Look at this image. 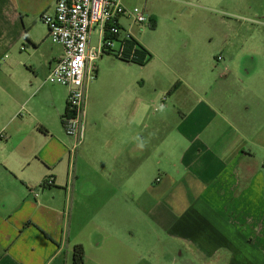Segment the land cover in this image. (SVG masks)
Returning a JSON list of instances; mask_svg holds the SVG:
<instances>
[{
  "label": "crops",
  "instance_id": "1",
  "mask_svg": "<svg viewBox=\"0 0 264 264\" xmlns=\"http://www.w3.org/2000/svg\"><path fill=\"white\" fill-rule=\"evenodd\" d=\"M170 1L196 13L171 27L175 20L160 15L169 4L123 5L141 4L151 16L143 25L155 33L164 22L169 34L183 27L187 52L205 59L209 14L235 17L243 0ZM56 2L0 0V59L21 43L29 59L40 57L28 64L17 55L0 68V264H72L76 245L84 264L145 263L150 230L159 264L185 256L194 264H264V76L260 64L240 62L237 33L220 46L231 60L205 80L193 78L203 61H161L131 31L151 55L145 70L157 59L158 67L135 90L128 77L99 80L97 67L71 170L75 141L61 122L68 91L46 82L64 50L48 30L30 29ZM115 241V255L102 252Z\"/></svg>",
  "mask_w": 264,
  "mask_h": 264
},
{
  "label": "rangeland",
  "instance_id": "2",
  "mask_svg": "<svg viewBox=\"0 0 264 264\" xmlns=\"http://www.w3.org/2000/svg\"><path fill=\"white\" fill-rule=\"evenodd\" d=\"M149 1H151L150 6L159 5L160 7H164L169 4V8L161 10L160 15L161 18L165 16V18H169L168 20H175L173 23L167 22L168 26L172 25L171 27H174V24H183V14L196 13L195 8L190 5H188L187 11H185L183 7L179 8L177 5L171 3L170 0ZM213 3L214 2L211 4L213 5ZM133 6L139 8L143 12L145 11L146 13H144L148 22L150 21L151 16L148 15L150 13L144 10L141 4H135ZM223 6L224 4H222L221 7ZM231 6L233 5L231 4ZM237 8L238 11L235 12V17L223 16L222 18L221 15L214 16V13L209 14V25L204 30L203 35V45L205 46V51L207 53V55H205V59L207 56V60L200 59L197 56L195 57L194 54L187 52V39L183 33V27L180 32L173 31L169 34L167 24L165 22L156 33L148 26L143 25L142 27L141 25H135L131 27L129 22L125 20H123L122 23L126 29H131L133 35H135L140 42L151 47L154 46L157 50H159L158 55L162 56L161 61L173 64H180L182 62L198 63V61L202 64L203 61V63H205V69H201L200 72L195 71L193 78L199 77V79L204 78L205 80L218 78L223 65L231 60L230 54H224L220 49V46L225 40V35H229V37H231L232 34L236 32L238 36L234 35L233 39H236V41L239 40V43L236 44L235 49H233L234 52L241 50L242 42H244V49L239 57L240 62L242 63L243 61L245 64L248 63L254 65L260 64L259 76H264V0H243L242 4L237 5ZM225 19L226 23H223L222 20ZM189 25L193 26L194 24L191 22ZM30 29L35 36H41L45 30L47 31V27L43 22H39L36 26L32 25ZM96 42L97 34L94 33L92 35L91 45H96ZM21 45L22 43L20 44L17 52L9 51L4 53L3 59H0V68H5L7 63L16 60L17 55H21L22 60H28V64H30L29 61L37 63L40 62L39 54L34 53V56H30L29 59V55H31L30 51H25V48ZM251 47L257 52L252 53L247 50V48ZM5 54H7L8 57L6 56L5 58ZM219 57L221 58L218 59ZM158 64L159 61L157 59L149 70H145V65L142 66L135 62H125L112 55H104L100 60L96 61V66L100 68V74L98 77L99 80H107V78L111 76L128 77L133 80L132 87L134 90L136 86L140 85L138 80L144 78L148 72L150 73L151 70L157 68ZM175 67L178 68L177 66ZM24 70H26L25 67ZM24 70L21 68L22 72ZM167 74H169V72ZM188 74H191V72ZM144 235L146 236L147 243L145 249L141 250V252H143L144 257H146V261L145 263L141 262L140 264H159L156 258L159 253V246L156 245V242L155 245L153 244V242L157 239L156 233L150 230L147 231V233H144ZM117 243L118 242L115 241L113 243V247H110L107 244V247L105 246L101 249L102 252L115 255L114 251L119 248ZM189 261L190 258L185 256L182 261H179V264H194Z\"/></svg>",
  "mask_w": 264,
  "mask_h": 264
},
{
  "label": "built area",
  "instance_id": "3",
  "mask_svg": "<svg viewBox=\"0 0 264 264\" xmlns=\"http://www.w3.org/2000/svg\"><path fill=\"white\" fill-rule=\"evenodd\" d=\"M40 20L46 25L50 40L64 50L46 82L64 86L68 91L67 111L61 122L66 135L75 141L70 151L72 170L76 148L85 139L86 85L97 77L96 61L104 55L131 62L139 60L138 47L132 42L137 40L122 21L132 27L143 25L148 19L137 7L127 9L123 0H57L54 13H43ZM94 33L97 42L92 46ZM42 184L52 185L53 178Z\"/></svg>",
  "mask_w": 264,
  "mask_h": 264
},
{
  "label": "trees",
  "instance_id": "4",
  "mask_svg": "<svg viewBox=\"0 0 264 264\" xmlns=\"http://www.w3.org/2000/svg\"><path fill=\"white\" fill-rule=\"evenodd\" d=\"M132 42L134 45H136L138 48L136 49L137 55L139 56V60L137 61H132L135 62L139 65H146L151 58V55L135 40L132 39ZM125 62H131V61H126ZM53 185V184H52ZM43 186H45L43 184ZM72 264H84V248L82 245H76L73 250V262Z\"/></svg>",
  "mask_w": 264,
  "mask_h": 264
}]
</instances>
